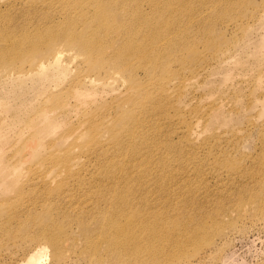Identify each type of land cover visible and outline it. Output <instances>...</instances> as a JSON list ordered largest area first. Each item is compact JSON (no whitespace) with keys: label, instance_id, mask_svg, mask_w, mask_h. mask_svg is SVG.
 Listing matches in <instances>:
<instances>
[{"label":"bare ground","instance_id":"obj_1","mask_svg":"<svg viewBox=\"0 0 264 264\" xmlns=\"http://www.w3.org/2000/svg\"><path fill=\"white\" fill-rule=\"evenodd\" d=\"M17 1L23 0L9 3L16 5ZM185 2L24 0L23 8L48 9L50 13L39 21L50 22L32 32L26 28L20 40H15L5 23L6 15L0 14V68L10 66L0 76L16 82L36 79L35 101L39 105L38 123L32 125L35 133L24 139L17 134L10 138L0 135V229L16 222L14 229L6 228L5 233L12 242H19L21 250L28 247L19 264H42L48 250L51 264H67L65 252L73 244L64 249V242L78 239L72 235L73 226L82 227L79 235L92 247V256L103 239L112 242L115 250L110 249L109 254L120 264L136 262L135 255H165V244L158 240L176 237L190 243L208 231L201 220L179 218L185 215L168 225L169 216L162 215L160 222L155 217L171 209L181 214L178 197L185 194L166 188L164 174L158 176L169 168L165 166L167 151L160 165L164 149L169 148V143L160 142L164 143L163 127L172 128L166 131L172 139L183 138L186 150L199 153L218 144L235 148L243 135L212 129L214 124L232 127L228 114L236 115L237 104L223 99L192 104L193 97L187 96L188 89L200 83L212 66L199 67L197 58L201 60L202 55L196 50V54H187L196 44L193 24L208 14H197ZM235 2L239 6L242 0H234L232 5L237 7ZM203 26L195 33L202 34L198 39H203L204 48L218 45L210 38V27ZM259 26L264 27V14ZM240 29L245 32L247 26ZM224 55L212 53L211 59L215 63L226 61L229 57ZM175 62L183 67L189 62L198 65L187 74L173 73L169 67ZM256 76L251 85L261 87L263 83L262 95L255 96L250 88L247 110L254 108L255 99L264 101V75ZM48 78L53 82L45 85ZM163 78L168 81L161 86ZM61 122L65 131L59 140L66 139L65 145L70 140L67 147L57 148V141H48L43 145L47 153L39 154L33 164L21 168L18 160H12L9 168L1 164L2 143L13 145V155L19 158L25 140L53 133ZM262 134L264 140V131ZM36 146L34 154L41 147ZM139 152L144 153L137 156ZM215 164L223 161L216 159ZM216 174L221 176L222 172L216 169ZM236 175V171L226 174L225 180ZM260 185L264 192V183ZM241 186L238 198H242L240 191L252 184ZM156 192L167 196L159 209L151 201ZM251 201L264 213V195ZM88 225L91 230L85 228ZM102 230L106 234L92 243L90 231Z\"/></svg>","mask_w":264,"mask_h":264},{"label":"rangeland","instance_id":"obj_2","mask_svg":"<svg viewBox=\"0 0 264 264\" xmlns=\"http://www.w3.org/2000/svg\"><path fill=\"white\" fill-rule=\"evenodd\" d=\"M11 1L13 2V0H0V14L6 15L5 23L14 33L15 40L21 39L26 28L27 32H32L35 30L34 27H44L50 22L46 19L39 21L40 18L50 13L48 9H26L21 4L24 0L17 1L16 5H11L9 3ZM226 1H228L226 4L223 0H186L185 2L197 14L203 12L208 14L202 15L198 22L193 24L196 27L194 29L196 44L193 50L187 54L195 53L196 50L197 55H202L201 60H203L197 58L199 67L212 66L208 70V75L200 83L188 89L187 96L193 97L192 102H198L197 104L220 99L237 104L234 110L237 111L236 115L228 114L233 126L225 127L214 124L212 129L220 133L233 130L237 131L239 136L242 133L243 135L235 148L228 144H218L209 151L199 153L186 150L183 138L172 139V136H167L166 131L169 132L172 129L169 126L161 129L164 134L162 137L164 143L159 141L162 145L169 143V148L164 149L160 165H163V158L167 151L165 166L168 165L169 168L158 176L164 174L162 178L166 188L168 186L177 188L179 191H185V194L178 197L183 208L181 214H176L171 209L155 217L160 222L162 215L169 216L167 217L168 225L172 219L185 215L179 218L183 221L193 222L201 220L205 225L204 229L208 231L199 233L196 240L190 241V243H187L186 238L176 239V237L171 241L158 240L159 243L165 244V255H158L155 258L151 255H135L137 261L132 264H264V213L259 211L258 204L251 201L264 195L260 185V183H264V140L262 134L264 131V101L257 102L255 99L254 108L249 110L245 105L249 90L254 89L252 92L255 96L262 95L263 83L260 87L256 83L251 85V82L255 77L257 78L258 73L264 75V27L259 26L260 18L264 14V0H242L239 6L235 2L237 7L232 5L234 0ZM240 24L243 25L240 26ZM244 25L247 26L245 32L240 29ZM201 26L203 28L210 27V38L218 45L213 48H204L203 39H198L202 34L195 33ZM212 53H217L219 56L225 54L224 56L229 58L226 61L215 63L211 59ZM197 65L189 62L186 67H183L176 62L170 63L169 71L187 74L189 68ZM24 67L27 68V65ZM9 70L10 66L1 67L0 73ZM71 73L72 70L65 79ZM34 80L36 79L27 80L25 78L16 82L6 76H0L1 136L10 138L17 134L24 139L30 133L31 135L35 133L36 126L32 125L38 123L39 113L37 115L36 111L39 105L35 101L37 90ZM47 80H45V85L53 82L51 78ZM167 81V78L159 80L161 86ZM174 90L175 88L173 92ZM103 95L105 94L103 93ZM106 95L108 96L109 93ZM98 96L96 97L98 98ZM224 101H222L223 104H225ZM11 109H13L12 112L9 111ZM157 110L155 109V111ZM223 112L226 114L225 111ZM64 131L65 125L61 122L53 133L40 135L36 140H25L19 158L13 155L15 150L13 145L2 143L4 151L1 164H6L9 168L12 160H18L17 167L21 168L27 163H35L39 154L47 153V147L44 151L43 145L48 141H57V148L62 145L66 146L70 142L68 140L65 145L66 139L59 140V135ZM38 143L39 145L36 146ZM212 144L210 143V145ZM35 146L36 149L41 147L34 154ZM144 152H139L137 156ZM216 159L223 161V164H215ZM230 163L235 165L232 166ZM206 165L209 167H205ZM216 169L222 172L221 176L216 174ZM235 171L237 175L234 179L225 180L226 174L230 176ZM257 181L259 183L256 184ZM242 183L252 184V186L241 190L242 198H238V191L242 188ZM166 200L167 196L161 197L158 192L151 197V201L158 209L163 203H166ZM164 209L166 210V208ZM89 225L85 228L91 230ZM14 226H16V222L4 225L0 229V264H19L28 248L21 250L17 246L19 242H12L7 237L5 229H14L12 228ZM195 226V223L189 226V231L191 232ZM81 231L82 227L73 226V234H71L73 237L78 235V239H74V242L67 239L64 242V249L73 244V247L65 252L64 259L67 264H120L110 256L109 250H115V246L111 245L112 242L109 243L107 239H103L98 246V252L92 256L94 253L91 251L92 247L88 244L86 246V242L79 235ZM90 233L92 243L97 236L102 237L106 234L104 230L90 231ZM136 245H142V243ZM158 245V242L154 243L156 248ZM49 252L50 250L42 264H51Z\"/></svg>","mask_w":264,"mask_h":264}]
</instances>
